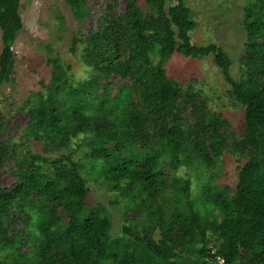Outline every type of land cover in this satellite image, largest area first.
I'll return each instance as SVG.
<instances>
[{
    "label": "trees",
    "instance_id": "obj_1",
    "mask_svg": "<svg viewBox=\"0 0 264 264\" xmlns=\"http://www.w3.org/2000/svg\"><path fill=\"white\" fill-rule=\"evenodd\" d=\"M167 1L169 11L166 0H144L145 11L138 0H125L118 11L116 0H109L96 25L71 43L72 50L83 44V61L94 71L86 81L72 85L68 67L48 60L50 80L42 84L44 92L27 101L23 134L44 154L26 151L17 159L11 141L0 140V167L5 158L16 159V180L0 187V251L6 253L1 264L6 259L13 264H186L185 246L194 250L200 244L201 255L209 243L213 264H264V0L244 6L246 40L238 78L230 74L232 61L221 47L191 43L196 23L184 0ZM65 2L83 22L86 0ZM19 5L20 0H0V86L13 70L11 46L22 28ZM175 53L211 56L230 87L229 97L244 109L240 134L196 91L183 90L167 76L164 64ZM114 78L120 82L116 89ZM82 147V156L74 159ZM225 154L245 160L237 181L233 188L204 182L202 209L190 198L188 179L165 176L164 168L175 173L184 165L217 167ZM86 163L99 167L98 175L133 210L169 187L175 190L181 210L159 240L127 227L123 231L132 238L112 240L105 206L85 204ZM213 210L218 218L203 217ZM160 214L157 209L155 216ZM18 218L29 226V242L14 228ZM28 243L32 246L19 252Z\"/></svg>",
    "mask_w": 264,
    "mask_h": 264
},
{
    "label": "rangeland",
    "instance_id": "obj_2",
    "mask_svg": "<svg viewBox=\"0 0 264 264\" xmlns=\"http://www.w3.org/2000/svg\"><path fill=\"white\" fill-rule=\"evenodd\" d=\"M109 0H86L88 14L83 22H79L72 9L65 0H20L19 15L22 28L17 33L11 50L14 56L13 70L10 79L0 86V140L9 139L14 148L16 158H21L26 151L32 154H44L39 143L34 140H26L24 129L28 116L25 112L26 103L32 95L44 92L42 84H48L51 73L50 59H57L67 68V76L70 82H83L88 80L89 74L94 72L83 61V44L77 42L74 50L71 49L73 38L79 34L85 35L90 27H94L100 14L106 9ZM250 0H184L189 8L191 18L196 23L195 30L190 32L191 43L196 46L215 44L221 47L232 61L230 74L238 78L241 60L244 58L245 32L241 22L244 6ZM166 11H169L166 0ZM125 0H116V9L122 11ZM138 6L142 11L147 10L144 0H138ZM2 44L0 41V50ZM166 74L170 79L179 83L181 88H192L199 98L203 99L209 110L220 113L227 120L230 128L237 134L244 129V109L228 95L229 86L224 80L219 68L210 57L193 59L180 54H173L164 64ZM120 82L112 79V88L116 89ZM113 89V91H114ZM75 143H73L74 146ZM75 148V147H72ZM82 147L74 152V159L82 156ZM66 153H54L58 156ZM245 160L236 156L225 154L223 161L217 167L211 169L195 168L192 166H180L174 173L169 168H164L166 178L177 177L180 180L190 181V198L196 203L198 209H202L204 182L211 181V186L233 188L237 181V168ZM16 159L5 158L0 167V187L8 188L16 180L13 173ZM164 163V162H163ZM100 168H93L86 163L82 176L87 187L85 204L94 206L98 203L105 206L111 219V238H132L124 233L123 228H130L133 234L143 235L144 231L151 232V237L157 241L161 237V231L171 221V217L177 216L181 210V204L175 200L172 187L167 188L163 194L153 200L144 201L135 210L127 199L112 189L98 175ZM169 175V177H168ZM201 203V204H200ZM131 207V208H128ZM128 208V209H127ZM157 209L161 214L155 216ZM203 217L211 220L218 218V210L205 211ZM28 225L22 218H18L14 228L23 233L27 240ZM208 234V232H206ZM31 236V235H30ZM209 237V236H208ZM31 239V238H30ZM29 245H21L19 252L27 251ZM201 245L197 244L194 250L185 246L181 258L186 264H213L208 258V253L214 252L212 243L199 255L196 250ZM5 252L0 251L1 260ZM7 264H13L6 259ZM221 260L218 264H221Z\"/></svg>",
    "mask_w": 264,
    "mask_h": 264
}]
</instances>
